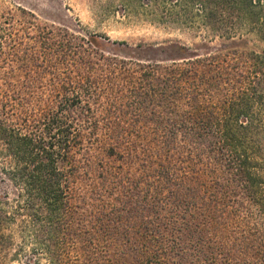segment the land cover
I'll use <instances>...</instances> for the list:
<instances>
[{"label": "trees", "instance_id": "16d2710c", "mask_svg": "<svg viewBox=\"0 0 264 264\" xmlns=\"http://www.w3.org/2000/svg\"><path fill=\"white\" fill-rule=\"evenodd\" d=\"M148 2L209 42L264 40V0ZM15 21H0V264H264V52L116 42L118 57Z\"/></svg>", "mask_w": 264, "mask_h": 264}, {"label": "rangeland", "instance_id": "374dc122", "mask_svg": "<svg viewBox=\"0 0 264 264\" xmlns=\"http://www.w3.org/2000/svg\"><path fill=\"white\" fill-rule=\"evenodd\" d=\"M148 3V0H0V21H3L4 14L11 13L20 30L24 21L32 19L40 27L58 28L86 41H96L94 46L97 50L118 57L126 55V51L123 52L124 47L116 42H126L132 47L179 43L193 49L202 47L198 53L228 47L264 52V40L249 33L231 40L209 42L203 32L196 33L176 24L164 23L159 15L151 13L152 6ZM18 37L25 46L37 45L34 39L30 41L22 34ZM12 44L5 42L4 50L21 48L19 44ZM3 190V185H0V192Z\"/></svg>", "mask_w": 264, "mask_h": 264}]
</instances>
